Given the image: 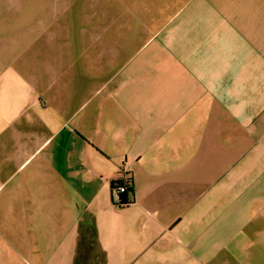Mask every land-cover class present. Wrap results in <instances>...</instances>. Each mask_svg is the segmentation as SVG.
Instances as JSON below:
<instances>
[{
  "label": "crops",
  "instance_id": "obj_1",
  "mask_svg": "<svg viewBox=\"0 0 264 264\" xmlns=\"http://www.w3.org/2000/svg\"><path fill=\"white\" fill-rule=\"evenodd\" d=\"M21 1L0 0V264H264V0Z\"/></svg>",
  "mask_w": 264,
  "mask_h": 264
},
{
  "label": "rangeland",
  "instance_id": "obj_2",
  "mask_svg": "<svg viewBox=\"0 0 264 264\" xmlns=\"http://www.w3.org/2000/svg\"><path fill=\"white\" fill-rule=\"evenodd\" d=\"M21 2H23L28 9V13L27 15H25V18H31V14H33L34 11L39 14L40 18H54L60 21L69 20L70 18L76 21L81 18L82 14H85V12L80 8L82 3L81 0H72L73 5L71 10L68 7H65V4L69 5V2H71V0H22ZM9 4L15 6L17 4V0H9ZM56 8L57 11L55 13V16H51L54 12V9ZM70 29L72 36L75 37L80 33L81 27H77L74 25L72 28H65L62 26H57L56 28H54V30H56V34L62 37L65 35H69L67 34L66 30L70 31ZM89 29L90 31L92 30V28ZM63 43H57L56 45L57 47L63 49V46H65V44ZM72 45L74 51L80 50V45L77 42L74 41Z\"/></svg>",
  "mask_w": 264,
  "mask_h": 264
},
{
  "label": "built area",
  "instance_id": "obj_3",
  "mask_svg": "<svg viewBox=\"0 0 264 264\" xmlns=\"http://www.w3.org/2000/svg\"><path fill=\"white\" fill-rule=\"evenodd\" d=\"M116 181H122V184H117L114 185V187L112 188V200H113V204L116 206H126L129 203L132 202V197L134 195L133 194H129V198L127 199V201H124L122 199V193H124L125 191L128 190V186L133 188V183H132V177L130 175V173L126 172V171H122L121 176H119L118 179H116ZM114 181V182H116Z\"/></svg>",
  "mask_w": 264,
  "mask_h": 264
},
{
  "label": "trees",
  "instance_id": "obj_4",
  "mask_svg": "<svg viewBox=\"0 0 264 264\" xmlns=\"http://www.w3.org/2000/svg\"><path fill=\"white\" fill-rule=\"evenodd\" d=\"M117 184H122V181H116V182H113L112 183V188L114 187V185H117ZM133 188L132 187H129L128 186V190L127 191H125L124 193H122V199L124 200V201H127V199L129 198V194H133ZM131 197V196H130Z\"/></svg>",
  "mask_w": 264,
  "mask_h": 264
}]
</instances>
